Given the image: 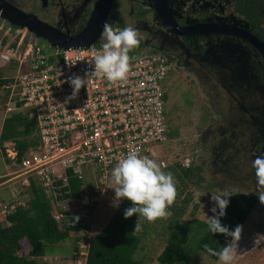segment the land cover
Listing matches in <instances>:
<instances>
[{
	"label": "built area",
	"instance_id": "2783aa9c",
	"mask_svg": "<svg viewBox=\"0 0 264 264\" xmlns=\"http://www.w3.org/2000/svg\"><path fill=\"white\" fill-rule=\"evenodd\" d=\"M108 23L114 29L124 28L113 20ZM37 40L25 30L14 46L7 43L0 48V80L4 81L0 116L22 115L33 122L28 139L34 142L19 160L12 141L2 144L5 173L0 180L7 179L0 183V217L5 228L10 226L8 216L18 208L26 209L31 186L43 192L49 215L59 225L63 218L81 219L93 213L112 169L129 152L154 159L163 170L171 165L161 146L168 141L161 87L172 65L167 56L140 43L129 52L126 82L90 76L77 96L66 102L73 93L69 79L86 78L93 70L103 43L101 33L86 47L63 49L47 43L43 49ZM189 163L187 156L181 166L187 168ZM69 179L79 182L78 197L73 199L62 197L69 192ZM83 256L75 264H85L86 253Z\"/></svg>",
	"mask_w": 264,
	"mask_h": 264
},
{
	"label": "rangeland",
	"instance_id": "374dc122",
	"mask_svg": "<svg viewBox=\"0 0 264 264\" xmlns=\"http://www.w3.org/2000/svg\"><path fill=\"white\" fill-rule=\"evenodd\" d=\"M4 1L20 11L24 9L22 12L28 14L29 7L27 10L25 7H21L22 9H20L17 3H14V0ZM134 3L138 8L149 7L148 0H114L109 15L116 18L111 20L117 19L124 24L126 19L128 25H125L129 26L130 24L132 27L134 18L130 20L128 14L129 8ZM92 4L95 5V3ZM135 21L138 27L134 26L135 29L139 30V32L140 30L143 31L139 37V44H143L142 39L144 37L148 38L146 31L156 29V19L149 13ZM8 28L10 30L6 34ZM57 28L60 29L59 26ZM15 30L19 31L18 35ZM25 30L27 29L15 26L11 27V25L0 18V48L4 47L7 43H11V46H14L22 31ZM28 35L27 33L24 40L28 38ZM149 37L151 41L155 42L156 46L160 45V35L157 37L153 31L149 34ZM204 41L203 39H198L194 42L192 46L194 50L191 49L194 53L191 52V54L196 56L203 55L200 53V50L205 48ZM36 44L46 49L47 43L45 41L38 39ZM151 46L149 45V47ZM208 48L206 47L205 50L208 51ZM198 51L200 55H197L196 52ZM207 54H210L209 51ZM195 67L197 75L193 71H189L186 73L190 75L184 77L186 74L177 69L175 73L173 72L175 77L169 71L161 84L163 92L166 93L167 121L171 133L168 141L161 144L163 156L171 164L169 167L175 169L176 165H179L183 169L184 167L181 166V163L188 156L190 158L189 168L193 170L192 177L189 180L182 178L181 182L175 179L177 182V197L169 209L172 212L169 218L159 219L154 223H148L141 219L142 230L135 232L140 238V245L134 258L139 264H158L157 256L165 246L167 232L170 229L172 219L174 220V218L179 217V219L184 221L195 219L202 223H207V217L213 215L211 212V208L214 207L211 199L212 195L224 189H236L238 194L253 197L257 202L244 221L245 223L243 222L242 224L243 231L232 264H264V205H261L258 196L255 194V178L251 176L253 174V169L251 168L252 161L248 160L245 166L246 170L244 169L245 172L241 173H237L234 170L231 160L227 162V159L229 157L231 159V156L234 155V151L229 149L231 145L228 141L229 133L234 137L239 136V133L243 131L241 139L243 143H245L246 139L254 141L264 133V98L261 97L259 100H254L257 103L249 106L248 111L250 113L247 115L245 113L246 116L243 117L244 120L246 119L245 122H247L244 129L240 125L239 129L238 127L237 130L230 129L227 136L223 135L228 126L226 122L234 121V119L231 111L225 108V113L224 109L217 107L214 100L218 98V95L224 94L221 102L226 103L228 100V97L225 95L227 91L224 89L226 86L222 89L217 81L207 72L203 71L204 69H201L199 66ZM199 71L201 72L200 74ZM252 90L255 91V97H257V93H261L264 96V84L260 86L252 85ZM19 116L26 120L24 116ZM2 119V116H0V120ZM18 130L21 132L23 129L19 127ZM209 139L212 140V144L207 145ZM4 143L6 142H0V152L2 154H4V149L1 147ZM236 147L238 148L239 144ZM223 151L222 156L215 161L216 155ZM1 173H5V171L3 170L2 158L0 156ZM5 179L7 178L1 179L0 183ZM114 188L115 185L110 177L107 183H105L101 194L100 204L97 206L98 208L100 207L98 213L95 212L96 209H93V213L79 219L78 222L74 218H63L62 224H59L58 227L61 225L79 226L80 229L69 232L66 240L51 246L54 256L45 255L40 260L34 259V261L46 264H75L79 259L82 261L89 240L103 228L116 209L113 203ZM186 198L189 200L185 207H183V211L179 215H174L175 211L177 212V209L181 208V202ZM2 227H6V223L0 217V228ZM19 244V250L13 256L16 258L28 257L27 259H32L28 256L30 248L27 246L25 240H22ZM55 256L57 257L55 258ZM191 264H218V260L214 261L204 253H198L194 256Z\"/></svg>",
	"mask_w": 264,
	"mask_h": 264
},
{
	"label": "flooded vegetation",
	"instance_id": "af4514ba",
	"mask_svg": "<svg viewBox=\"0 0 264 264\" xmlns=\"http://www.w3.org/2000/svg\"><path fill=\"white\" fill-rule=\"evenodd\" d=\"M96 2L97 0H14L20 9L25 7L27 10L29 7V15L52 28L58 29L57 26H59L62 29H58L59 31L69 34L77 33L85 26L94 7L92 3ZM148 3V8H138L134 3L129 8L128 14L130 20L134 18L132 27H137L135 20L149 13L156 19L157 27L155 30L146 31L148 38L142 39L143 45L167 56L172 63L171 72L175 73L179 69L186 74L184 77L190 75L186 73L189 71L197 75L195 66H199L217 81L222 89L226 86L224 87L227 91L225 95L228 97L226 103L221 102L224 94L218 95V98L214 100L217 107L224 109L225 113V108L231 111L234 119V121L226 122L228 126L223 135L227 136L230 129L237 130V127L239 129L240 125L244 129L247 122L243 117L250 113L249 106L257 103L254 100L264 98L261 93H257L255 97V91L252 90V85L264 84V55L257 47L258 45L264 48V0H166L172 19L178 27L191 28L200 24H221L227 28L225 31L229 33H216L215 35L197 34L194 30H190L189 34L171 33L160 25L153 13L151 1L148 0ZM109 12L106 22L116 18L110 16ZM113 21L121 23L117 19ZM121 24L124 27L128 25L126 19L125 23ZM231 27L234 29L233 32H231ZM137 31L140 37L143 31ZM153 31L157 37L161 36L159 46L150 40L149 34ZM198 39L205 40L204 46L209 47L210 54H207L208 51L205 48L200 50L203 55H200L199 51L196 53L200 56L191 54L194 50L192 46ZM149 45H152V48ZM242 136L243 131L239 133V136L233 137L230 133L228 135V141L231 144L229 149L234 151V155L231 159L229 157L227 162L232 161L237 173L245 172L248 160L252 161L257 156L264 155V133L254 141L246 139L245 143L241 140ZM210 144H212L211 139L207 141V145ZM237 144H239L238 148ZM223 153L224 151L219 152L215 161ZM251 176L255 178L254 172ZM253 199L255 204L257 200Z\"/></svg>",
	"mask_w": 264,
	"mask_h": 264
},
{
	"label": "trees",
	"instance_id": "16d2710c",
	"mask_svg": "<svg viewBox=\"0 0 264 264\" xmlns=\"http://www.w3.org/2000/svg\"><path fill=\"white\" fill-rule=\"evenodd\" d=\"M3 82L0 80V85ZM32 125L33 122L27 121L19 115H13L2 123L0 142L10 140L14 143L17 149V160L28 145L34 144L32 140L28 139L33 129ZM19 127L23 129L21 132L18 130ZM167 136H171L169 127ZM2 157L4 154L1 153ZM164 171L171 172L179 182L182 181V178L191 179L193 172L191 168L182 169L179 165H176V169L167 167ZM68 184L69 192L62 193V197L66 199L78 197L79 182L76 179H69ZM188 200L186 198L181 202V208H178L174 215H179L183 211ZM254 202L253 198L241 194L231 196L226 214L221 217V223L229 227L230 230H234L237 225H242L251 212ZM130 206V202L121 201L103 228L89 240L85 264H139L134 258L140 245V238L133 233L137 218L133 216L125 219L123 215L124 210ZM7 220L10 226L0 228V264H46L40 261L36 262L34 259L40 260L45 255L54 256L51 246L66 240L69 232L80 229L79 226L61 225L58 227L49 215V207L43 192L37 186H31L30 200L26 209L18 208L7 217ZM230 239L222 234L209 232L207 223L195 219L184 221L176 217L171 221L165 246L157 256V262L158 264H191L194 256L198 253H204L210 259L217 261L218 257L208 254L204 245L207 244L219 251ZM22 240H25L29 246L28 256L32 259L13 256L19 250V242Z\"/></svg>",
	"mask_w": 264,
	"mask_h": 264
},
{
	"label": "clouds",
	"instance_id": "9594fccd",
	"mask_svg": "<svg viewBox=\"0 0 264 264\" xmlns=\"http://www.w3.org/2000/svg\"><path fill=\"white\" fill-rule=\"evenodd\" d=\"M101 40L103 43L95 55L93 70L86 73V78L75 75L69 79L73 93L66 102L77 96L80 89L87 85L90 76L103 75L110 83L126 82L130 71L129 52L139 46L138 31L131 26L114 29L110 23L105 22L101 30ZM251 168L255 177V194L261 205H264V155L252 160ZM111 179L115 185L114 206L118 207L123 200L130 202L131 206L124 210V218H137L133 233L142 230L141 219L154 223L172 215L169 209L177 197V182L174 175L165 172L162 165L154 159L140 156L133 150L116 163L111 172ZM236 194V189H224L211 197L214 207L211 208L213 215L207 217L208 231L231 238L219 251L204 245L208 254L218 257V264H232L241 239L242 225L230 230L221 223V217L225 216L229 205V198ZM75 219L78 222L79 217Z\"/></svg>",
	"mask_w": 264,
	"mask_h": 264
},
{
	"label": "water",
	"instance_id": "95a60500",
	"mask_svg": "<svg viewBox=\"0 0 264 264\" xmlns=\"http://www.w3.org/2000/svg\"><path fill=\"white\" fill-rule=\"evenodd\" d=\"M114 0H97L95 3L85 26L76 34L71 35L67 32L59 31L52 28L34 16L26 14L19 9L13 7L4 0H0V18L11 26L21 27L31 32L37 39L46 43L57 46L58 48L67 49L69 47H86L92 44L100 35L103 25L106 22L109 10ZM152 10L160 25L167 31L174 34H189L190 30H194L199 34L215 35L216 33L229 34L227 29L221 24H200L194 27H178L172 19V14L166 4V0H150ZM234 30L231 27V32ZM259 51L264 55V48L257 45Z\"/></svg>",
	"mask_w": 264,
	"mask_h": 264
},
{
	"label": "crops",
	"instance_id": "0c3cea01",
	"mask_svg": "<svg viewBox=\"0 0 264 264\" xmlns=\"http://www.w3.org/2000/svg\"><path fill=\"white\" fill-rule=\"evenodd\" d=\"M170 74H172L173 75V72H171ZM170 74H169V76H170ZM174 76V75H173ZM175 77V76H174ZM10 118V117H9ZM5 119H8V118H4L3 120H0V130H1V126H2V123H3V121L5 120ZM101 206V205H100ZM99 209H100V207L98 208H96V213H98L99 212ZM48 256H50V255H48ZM57 256H55V258H56Z\"/></svg>",
	"mask_w": 264,
	"mask_h": 264
},
{
	"label": "bare ground",
	"instance_id": "6f19581e",
	"mask_svg": "<svg viewBox=\"0 0 264 264\" xmlns=\"http://www.w3.org/2000/svg\"><path fill=\"white\" fill-rule=\"evenodd\" d=\"M249 214H250V213H249ZM249 214H248V215H249ZM247 217H248V216H247Z\"/></svg>",
	"mask_w": 264,
	"mask_h": 264
}]
</instances>
